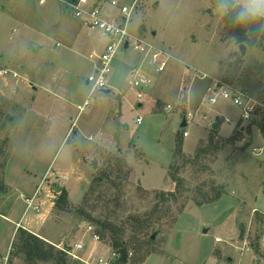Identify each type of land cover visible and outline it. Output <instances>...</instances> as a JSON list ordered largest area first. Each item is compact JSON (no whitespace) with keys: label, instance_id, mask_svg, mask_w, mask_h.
I'll use <instances>...</instances> for the list:
<instances>
[{"label":"rangeland","instance_id":"374dc122","mask_svg":"<svg viewBox=\"0 0 264 264\" xmlns=\"http://www.w3.org/2000/svg\"><path fill=\"white\" fill-rule=\"evenodd\" d=\"M121 1L136 5L132 36L165 52L161 61L169 58L166 71L157 74L145 54L133 47L120 50V67L114 66L111 76L122 82L127 64L142 66L146 74L142 100L131 85L130 66L116 90L130 96L135 112L129 106L116 111L113 102L121 97L101 92L80 112L90 92V56L99 59L107 38L75 18L71 0H0V70L8 66L11 71L0 77V215L18 221L27 198L36 195L40 212L28 210L25 224L38 216L52 217L56 236H62L51 245L84 241L81 255L86 259L110 257L114 250L109 233L96 241V225L80 226L81 207L118 226L131 217L152 218L153 226L137 237L139 241L133 240L128 224V264H264V47H247L241 55L218 0ZM104 7L108 17L120 14L110 5ZM37 81L52 84L62 100L34 102L43 92L33 89ZM223 85L253 99L249 122L241 120V110L232 101L214 93ZM104 119V130L112 133L106 140L97 135ZM82 132L94 133L93 140L108 147L84 140ZM233 136L236 141L230 140ZM179 140L185 147L182 156L177 155ZM199 149H204L200 158L187 162ZM103 172L117 178L116 187L102 188L103 198L96 205L85 203ZM173 174L186 180L175 198L168 195L176 190ZM58 186L68 193L64 209L56 206ZM219 188L224 192L218 201L196 205L201 192L215 196ZM47 196L50 215L42 203ZM115 197L119 205L112 201ZM239 223L245 226L243 239ZM89 225L93 232L87 230ZM13 231L14 224L0 217V241H10ZM150 234L156 238L148 246L144 242ZM15 253L8 255V264H27L24 255ZM67 264L84 263L67 257Z\"/></svg>","mask_w":264,"mask_h":264},{"label":"built area","instance_id":"2783aa9c","mask_svg":"<svg viewBox=\"0 0 264 264\" xmlns=\"http://www.w3.org/2000/svg\"><path fill=\"white\" fill-rule=\"evenodd\" d=\"M104 4L110 5L120 11L118 16L108 17V9L104 7ZM134 5H127L121 0H71V7L73 14L76 19L80 20L86 28L93 32H98L107 38V44L101 56L98 59L95 71L87 78V86L89 87L88 99L83 106H80V112H82L86 106L89 105L90 101L93 100L94 96L98 92H105L110 89L109 82L111 74L114 69V62L120 50L126 52L131 47L135 51L145 54L146 59L152 65H156L155 72L161 74L166 71L168 57L166 60L161 61L160 59L167 54L162 50L155 49L143 40H139L132 36L129 27L132 15L135 10ZM131 40H134L132 44ZM11 74L8 66L0 70V77ZM132 79L131 85L138 90L137 98L142 100L144 98L143 92L147 87L146 74L144 73L143 67H134L131 69ZM13 76L18 77L17 73H13ZM214 93H219L222 98L230 100L241 110V120L243 122H249L255 111V106L252 104V100L247 96H243L241 92H235L226 88L224 85L222 88L214 90ZM217 98L212 97L211 102L216 103ZM231 123L230 119L226 120ZM142 122V118H138V123ZM185 137L189 136L188 132L184 133ZM27 209H33L34 211L40 212V207L36 204V195L32 198H27ZM89 232H93L94 228L89 225L87 226ZM93 237L96 241H100V236L95 232ZM220 241V239H217ZM58 250L67 254L70 258L82 262L84 264H128L123 263L122 255L113 251L110 257H100L95 259H86L81 254L85 252L86 246L84 241H79L75 244H67L66 241H61L58 245H53ZM9 256H0V264H8Z\"/></svg>","mask_w":264,"mask_h":264},{"label":"trees","instance_id":"16d2710c","mask_svg":"<svg viewBox=\"0 0 264 264\" xmlns=\"http://www.w3.org/2000/svg\"><path fill=\"white\" fill-rule=\"evenodd\" d=\"M218 3L225 8L224 20L230 33L236 38L237 43L245 45L247 47H254L256 45H262L264 47V19L249 21L245 24H238L236 22L238 14L243 10V7L237 6L231 0H218ZM1 97V96H0ZM2 99V98H1ZM260 129L264 133V125L260 126ZM230 140H237L234 136ZM204 153V149H199L197 155L193 158H186L187 162L191 160H198ZM177 155H183V140L178 141ZM128 178V177H127ZM172 179L176 184V190L168 194L175 198L177 194L185 187L186 180L180 177L178 174H173ZM117 178L112 177V173L103 172L93 182L90 188L89 194L85 197V203L90 204L92 201L96 202L103 198V192H100L102 188L108 186H115ZM116 187V186H115ZM224 189H216V195L211 196L208 193L201 192L199 198L195 200L197 206H203L205 204H211L218 201L223 195ZM164 198L165 193L161 194ZM117 205L120 204V199L115 197L114 200ZM108 202L107 205L111 204ZM68 202V193L66 190L61 192L59 199L56 202V206L64 209ZM91 206V211H95L96 206ZM77 216L85 224L92 223L100 229V233L97 230V234L103 238L111 235L112 244L110 245L114 251L119 252L122 255L123 263H128V256L130 253L129 242L126 240L127 226L131 224L130 228L134 241H139L137 237L141 236L145 230L150 229L153 226L152 218L143 217H131L128 223H123L122 226H118L108 218L96 217L89 212L88 208L81 207L77 210ZM240 239H243L245 234V226L239 223ZM155 239L151 234L144 243L148 246L152 245ZM254 244H252L253 246ZM259 246H257V249ZM13 250L16 251L15 255L22 254L25 257L27 264L38 263H53V264H67V257L64 252L58 250L55 246L40 239L34 234L30 233L24 228H19L16 234L15 241L13 242Z\"/></svg>","mask_w":264,"mask_h":264},{"label":"crops","instance_id":"0c3cea01","mask_svg":"<svg viewBox=\"0 0 264 264\" xmlns=\"http://www.w3.org/2000/svg\"><path fill=\"white\" fill-rule=\"evenodd\" d=\"M104 49H105V47H104ZM104 49H103V51H104ZM94 56H95L94 54H92L90 56V60L92 62V64H91L92 65L91 66L92 67V72L89 74V76L95 71L96 65H97V62H98V59H94ZM116 62H117V60H115L114 66H115L116 69H118V67H120V66H118V64ZM129 66L131 67V69L134 68V67H137V65L133 66V64H127L126 66H124L123 81L120 82L119 79L117 78V76L112 75L111 78H110V82H109V86H110V89L108 90L109 92H107V91L101 92L102 95H104V96H108V95H110L112 93H115L116 98L121 97L118 102H116V101L113 102L115 104V106H116L115 107L116 111L124 110V109H126L129 106L131 108V111L135 112L134 111V109H135L134 105L131 104L132 101H131L130 96L126 95V92H120V91L116 92V90H119V86L121 87V85L124 84L125 76H126V70L128 69ZM52 78H53L52 83H54L55 87H56L58 78H55L54 74H53ZM36 84H37V86H35ZM86 84H87V80H86ZM33 89L35 90L36 93H40V91H43L42 94H37V95H35L33 97L34 102H36L38 100V102H37L38 104L39 103H41V105L47 104V103L53 104V102H55V101L62 100V98H59L60 95L57 94V92L54 91L55 89H54L52 84L51 85H49V84L48 85H43L42 83H40V82L38 83V81H37V82H34ZM38 96H39V98H38ZM113 103H111V105L109 107L110 109L107 107L108 108L107 114L111 113V110H112V107H113ZM138 106L139 107H143L144 104L143 103H139ZM60 113H61V114H59L60 116H62V117L66 116L65 112H60ZM37 115L40 116L38 113H37ZM105 122L106 121L104 119V122L101 124L102 128H100L99 132L97 133V135H99V136H102V137L104 136V139L105 138H109V137L112 136L111 135L112 133L110 131H108L109 129L107 131L104 130ZM79 136L81 138H83L84 140L95 142L93 140L95 138V137H93L94 133H92V132L91 133H86V132L83 133L82 132L81 134H79ZM65 140H66V137L64 139V142H65ZM95 143L98 144L101 147H108L106 145V143H104L102 141L99 142V143H97V142H95ZM183 149L185 150L184 144H183ZM71 151H72L73 154L75 153V150L73 148H72ZM185 153H186V151H185ZM143 188L145 190L156 189V188H146L144 186H143ZM47 202H48V196L42 203H43V205L44 204L46 205ZM54 202H55V200H54ZM52 205L54 206V204H52ZM47 207H49L48 204H47ZM27 211H28V209L25 210V213H24L23 217L21 219H19L18 221H16V219H11L9 216L6 217L4 215H0L1 218L6 219V220H8V221H10V222H12L14 224V231H13L12 235L10 236V241L8 240L9 244H8L7 240H1L0 241V256H7V255H9L11 253V251L13 250V245L12 244L14 242V237L16 236L15 234H17V231H18V229L20 227L26 229L30 233L34 234L35 236L39 237L40 239L46 241L49 244H54L53 242H55L57 240L59 241V239L62 236V234L56 236L57 231L55 230L56 229L55 228V223H54L52 217H50V216H45V217L44 216H38L35 219H31L29 222H27V224H25L24 217H25V215H27ZM51 211H52V209L49 207L48 212H47L48 215L51 214ZM83 225H85V223L81 222L80 226L83 227ZM3 241H4V243H3ZM6 241H7V243H6ZM6 244H8L7 248L5 247V249H3L2 246L6 245ZM42 264H47V263H42Z\"/></svg>","mask_w":264,"mask_h":264},{"label":"clouds","instance_id":"9594fccd","mask_svg":"<svg viewBox=\"0 0 264 264\" xmlns=\"http://www.w3.org/2000/svg\"><path fill=\"white\" fill-rule=\"evenodd\" d=\"M236 2L244 6L237 16L238 24L264 19V0H236Z\"/></svg>","mask_w":264,"mask_h":264},{"label":"water","instance_id":"95a60500","mask_svg":"<svg viewBox=\"0 0 264 264\" xmlns=\"http://www.w3.org/2000/svg\"><path fill=\"white\" fill-rule=\"evenodd\" d=\"M213 12L216 13V11H213ZM36 47H37V46H36ZM239 49H240V53H241V55H242V56H245V55H246V52H247V46H245V45L242 44V45L239 46ZM107 92H109V91H107ZM186 125H187V123L184 122V123H183V127H185ZM213 128H214L215 130H217V129L219 128V125H218V124H215V125L213 126ZM62 191H63V187L58 186V187L56 188V192H57V193H61ZM204 232L206 233L207 230H205ZM152 238L155 239V238H156V235H153Z\"/></svg>","mask_w":264,"mask_h":264}]
</instances>
